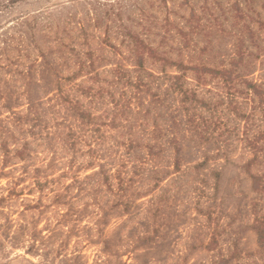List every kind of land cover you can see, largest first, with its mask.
<instances>
[{"label": "rangeland", "instance_id": "374dc122", "mask_svg": "<svg viewBox=\"0 0 264 264\" xmlns=\"http://www.w3.org/2000/svg\"><path fill=\"white\" fill-rule=\"evenodd\" d=\"M119 1L0 0V264H264V150L250 163L246 143L263 124L244 95L245 117L231 111L218 80L152 59L136 70L122 33H141L140 12L123 0L112 21ZM167 1L137 5L188 17ZM192 37L168 57L214 67L233 53L229 40L200 55Z\"/></svg>", "mask_w": 264, "mask_h": 264}, {"label": "trees", "instance_id": "16d2710c", "mask_svg": "<svg viewBox=\"0 0 264 264\" xmlns=\"http://www.w3.org/2000/svg\"><path fill=\"white\" fill-rule=\"evenodd\" d=\"M139 0H134L132 6L139 8V21L142 26L141 33H134L128 27H124L123 35L129 40L131 52L135 57L136 70L144 71L145 59H152L159 62L162 69L172 67L181 72V76L174 79H181L183 74L192 72L195 81L199 85L207 80H218L223 84L226 95L229 98V104L233 112L240 118H244L239 111L241 109L236 100L237 95H244L246 105L256 112L259 122L264 126V0H181L179 8H188V17H182L177 12L166 8L165 18L158 23L155 16L148 15L144 9L138 7ZM150 0H147L149 2ZM167 5V0H161ZM123 0L116 5L109 3L111 12L108 18L113 16L112 21L121 17L124 6ZM107 6V5H103ZM178 15L179 19L184 20L183 25L170 19V14ZM142 22V23H141ZM159 27L164 35L161 37L159 47L166 48L167 51H161L155 47L151 35H156L153 28ZM187 28L186 30L184 28ZM193 35L198 36V41L204 42L205 45L199 49L200 55H208L216 45L220 46L232 40L233 53L226 54L228 60L221 59L214 63V67H208L203 62L201 56L197 58L199 62L195 65L186 64L183 60H172L168 57L172 51H176L182 56L183 50L193 46L196 47V41ZM178 43L167 47L169 43ZM216 57L213 56L212 59ZM256 67L261 70L258 81H249L247 78L253 76ZM124 68L120 65L112 70L114 73L122 75ZM243 85L241 88L238 86ZM181 88V87H180ZM248 118V116L246 117ZM82 123V122H81ZM264 138V130L260 131L253 139H247L246 143L253 152L250 161L259 159V153L264 148L259 141ZM254 180V190L263 191L264 187L260 184L258 177H252ZM253 231L256 233L259 250L264 251V216H255ZM237 252L231 253L228 257L221 256L212 264H228L232 259L237 257Z\"/></svg>", "mask_w": 264, "mask_h": 264}]
</instances>
